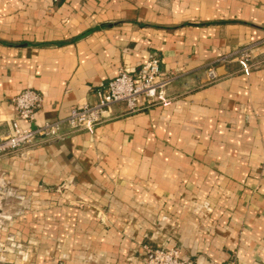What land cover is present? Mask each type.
Wrapping results in <instances>:
<instances>
[{"label": "crops", "instance_id": "obj_1", "mask_svg": "<svg viewBox=\"0 0 264 264\" xmlns=\"http://www.w3.org/2000/svg\"><path fill=\"white\" fill-rule=\"evenodd\" d=\"M152 58L170 105L0 156V264H264V0H0V139L24 90L55 122Z\"/></svg>", "mask_w": 264, "mask_h": 264}, {"label": "built area", "instance_id": "obj_2", "mask_svg": "<svg viewBox=\"0 0 264 264\" xmlns=\"http://www.w3.org/2000/svg\"><path fill=\"white\" fill-rule=\"evenodd\" d=\"M250 55L244 53L239 64L244 74L249 75L252 64ZM210 80L216 79L213 69L208 70ZM172 78L161 69L158 58H152L137 72L122 69L118 76L111 79L103 90L98 92L94 104L73 108L69 115L55 122L36 124V113L43 106V96L27 89L13 98L16 118L11 122V132L0 139V156L21 155L41 144L52 142L66 135L85 131L93 134L108 121L114 104H125L129 113H135L152 106H168L172 100L166 94ZM21 122L28 124L22 127ZM9 195L7 187L0 181V202ZM142 264H193L184 260L178 248H153L145 245Z\"/></svg>", "mask_w": 264, "mask_h": 264}]
</instances>
